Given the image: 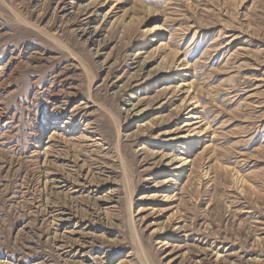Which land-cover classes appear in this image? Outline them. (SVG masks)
<instances>
[{"label": "rangeland", "instance_id": "obj_1", "mask_svg": "<svg viewBox=\"0 0 264 264\" xmlns=\"http://www.w3.org/2000/svg\"><path fill=\"white\" fill-rule=\"evenodd\" d=\"M0 264H264V0H0Z\"/></svg>", "mask_w": 264, "mask_h": 264}, {"label": "bare ground", "instance_id": "obj_2", "mask_svg": "<svg viewBox=\"0 0 264 264\" xmlns=\"http://www.w3.org/2000/svg\"><path fill=\"white\" fill-rule=\"evenodd\" d=\"M186 68H189V64L186 66ZM190 117H193V116H190ZM180 137H183V136H180ZM191 143H192V145H194L193 142H191ZM180 161L183 162L182 165L181 166H176L175 169H183L185 171L186 167L187 166H191V164H192V160H188L187 158H184L183 160H180Z\"/></svg>", "mask_w": 264, "mask_h": 264}]
</instances>
